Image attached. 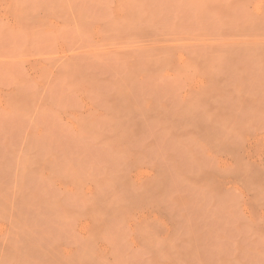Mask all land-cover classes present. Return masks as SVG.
<instances>
[{"label":"rangeland","instance_id":"obj_1","mask_svg":"<svg viewBox=\"0 0 264 264\" xmlns=\"http://www.w3.org/2000/svg\"><path fill=\"white\" fill-rule=\"evenodd\" d=\"M0 264H264V0H0Z\"/></svg>","mask_w":264,"mask_h":264}]
</instances>
